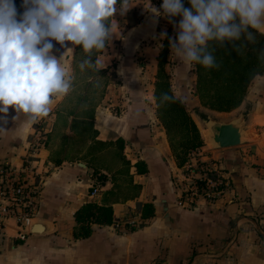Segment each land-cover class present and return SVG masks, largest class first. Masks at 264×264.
<instances>
[{
	"label": "crops",
	"instance_id": "1",
	"mask_svg": "<svg viewBox=\"0 0 264 264\" xmlns=\"http://www.w3.org/2000/svg\"><path fill=\"white\" fill-rule=\"evenodd\" d=\"M130 3L136 5L126 14L117 11L111 17V42L92 57L93 62L105 61L104 68H91L83 83L54 97L46 117L33 121L12 106L7 114L0 113V168L20 169L30 157L28 145L35 132H47V144L38 154L41 188L33 210L36 219L48 223L31 233L29 226L21 229L7 218L0 236V264H264V76L251 81L238 108L215 112L199 102L194 64L182 63L169 51L166 64L171 70L166 73L172 91L186 97L185 107L198 129L199 110L232 113L248 101L255 108L247 118L255 133L249 142L209 149L201 134L203 145L195 149L231 177L235 196L224 193L215 202L197 198L191 204L155 98L158 28L177 29L169 18L147 9L151 4L162 11L163 1ZM134 12L141 16L130 23L128 16ZM171 19L178 23L182 17ZM143 42L151 43L141 48ZM52 43L57 58L64 54L61 63L73 81L81 51L71 41H65L66 47ZM111 63L116 77L101 94L95 93V72L105 75ZM139 161L143 172L137 171ZM86 202L111 205L113 220L91 223V233L76 238L74 215ZM145 202L154 208L146 220L141 217Z\"/></svg>",
	"mask_w": 264,
	"mask_h": 264
},
{
	"label": "clouds",
	"instance_id": "2",
	"mask_svg": "<svg viewBox=\"0 0 264 264\" xmlns=\"http://www.w3.org/2000/svg\"><path fill=\"white\" fill-rule=\"evenodd\" d=\"M189 3L191 7L185 8L182 0H163L162 11L151 4L147 8L174 24L177 36L169 38V46L184 64L218 70L221 64L210 42L219 47L230 43L243 54L248 44L258 43L257 33L264 36V0ZM135 5L130 0H23L24 11L18 17L14 0H0V113L7 114L12 106L33 121L46 117L54 97L66 95L72 87V77L61 63L64 54L60 58L53 54L52 41L61 47H66L65 41L81 45L86 58L79 68L99 72L105 61L93 62L92 55L111 42L115 32L109 18L117 11L126 14ZM176 16L182 17L178 23L171 19ZM256 56L264 64V48ZM185 102L186 97L162 93L158 106Z\"/></svg>",
	"mask_w": 264,
	"mask_h": 264
},
{
	"label": "trees",
	"instance_id": "3",
	"mask_svg": "<svg viewBox=\"0 0 264 264\" xmlns=\"http://www.w3.org/2000/svg\"><path fill=\"white\" fill-rule=\"evenodd\" d=\"M151 1L160 2L163 0ZM182 3L185 8L191 7L189 0H182ZM14 4L19 17V14H22L24 11L22 6L23 0H14ZM110 20L111 17L109 18ZM257 40L258 43L254 45L248 44L243 54H238L233 50V46L230 43L226 42L223 47H219L214 42H210V47L216 49L214 55L217 62L221 64V67L218 70L214 68L206 69L200 64H194L196 73L194 90L198 95L202 107L215 112H230L240 106L251 81L258 75L264 76V64L258 61L256 56V52L264 48V36L257 33ZM81 48V45H77L79 51ZM253 49L256 51H253ZM168 51L169 41L165 38L163 53L159 55L155 98L158 118L167 131L177 164L181 166L193 150L203 145V140L198 127L184 103H171L158 106L162 93L174 94L171 88L170 76L163 68L167 61ZM100 52L95 51V55ZM199 114L202 115V113ZM116 143L120 144L119 148L122 149V140L117 139ZM124 163L125 165L129 164L125 159ZM135 165L138 172L144 171L142 162H136ZM100 179L102 180L104 177L101 176ZM153 215V204L151 202L143 203L141 208L142 219L152 218ZM74 219L77 225L73 233L74 237H86L91 233V223H112V206L109 204L100 205L95 202H86L76 210Z\"/></svg>",
	"mask_w": 264,
	"mask_h": 264
},
{
	"label": "built area",
	"instance_id": "4",
	"mask_svg": "<svg viewBox=\"0 0 264 264\" xmlns=\"http://www.w3.org/2000/svg\"><path fill=\"white\" fill-rule=\"evenodd\" d=\"M35 135L28 145L30 157H25L20 169L9 165L0 168V236L7 218H13L24 229L34 217L33 208L41 188L38 154L47 144V132L37 131ZM182 182L191 204L197 198L215 202L224 193L235 196L231 177L224 176L220 169L213 167V162L203 159L195 150L182 165ZM96 190L93 188L92 193Z\"/></svg>",
	"mask_w": 264,
	"mask_h": 264
},
{
	"label": "water",
	"instance_id": "5",
	"mask_svg": "<svg viewBox=\"0 0 264 264\" xmlns=\"http://www.w3.org/2000/svg\"><path fill=\"white\" fill-rule=\"evenodd\" d=\"M199 113H202V115ZM199 113L196 114L209 137L208 141L204 139V143L207 144L209 149L238 147L251 140V133L254 132L251 131L252 129L247 123V113L239 112L228 118L218 117L213 115V112L203 110H199ZM47 224V222L33 217L29 224V230L31 233H37L39 231L38 226H47Z\"/></svg>",
	"mask_w": 264,
	"mask_h": 264
},
{
	"label": "rangeland",
	"instance_id": "6",
	"mask_svg": "<svg viewBox=\"0 0 264 264\" xmlns=\"http://www.w3.org/2000/svg\"><path fill=\"white\" fill-rule=\"evenodd\" d=\"M140 16H141V14L139 12L138 13L137 12L132 13L130 16H128L130 23L134 22ZM164 21L165 20L163 19V22ZM161 26H159V28H158L159 29V36H160L159 37V41H160V44L162 45V46L159 47L160 48V52H159L160 55L163 53L164 39L167 38L168 41H169V38L175 39L176 36H177V32L171 31L169 29L170 27L168 25L167 26L165 25L163 27H161ZM162 33H166V36L163 37V38L161 36ZM152 42H153V39H152ZM150 43L151 42H143L140 45V47L141 48L142 47H146ZM156 44H157V42H156ZM151 46L153 47V43L151 44ZM114 47H115L114 49L117 50L119 48V45L116 44V45H114ZM80 51H81V53L79 54V59H78V61H79L78 62V69H77V73L75 75V79L72 81V84H81V83H83L82 81L85 79L87 74L92 72L91 68H88L87 66L85 67V69L83 71L79 68L80 62H82V60L85 59V57L80 58V56H82V55L86 56V54L84 53L83 48H81ZM169 51H171L170 50V46H169ZM169 51H168L167 56H169V54H170ZM137 52L139 53V51H137ZM93 55H95V51H93ZM93 55H92V57H93ZM173 63H175V62H173ZM108 67H109L108 69H105V72H108V73H106L105 75H103V74L102 75H98V73L96 74V72H95V78L93 79V88H94L93 91L95 93L98 92L99 94H101V92L103 90H105V86H107L108 81L109 80H113L116 77V74H115V71H114L115 66L113 67V63H111V65H109ZM169 67L170 66H167V64H164V66H163L164 69L166 68V72L171 70V69H169ZM167 68H168V70H167ZM157 73H158V69H157ZM77 88H79V87H77ZM206 111L210 112L208 110H206ZM254 111H255L254 104L252 103V101H248L246 103V105L242 106L240 109H237V110L233 111L232 113H213V115L218 116V117H222V118H228V117H231V116H234V115L238 114L239 112H244V113L248 114L246 116V118H251L250 114L254 113ZM249 115H250V117H249ZM197 119H198V125H200V127H199L200 131L199 132H201L200 134H202V136H203V133H202L203 124L201 123L199 117ZM255 129L258 132L262 131V127L261 126L256 127ZM203 138H204V136H203ZM246 142H249V141H246ZM232 148H235V147H232Z\"/></svg>",
	"mask_w": 264,
	"mask_h": 264
},
{
	"label": "bare ground",
	"instance_id": "7",
	"mask_svg": "<svg viewBox=\"0 0 264 264\" xmlns=\"http://www.w3.org/2000/svg\"><path fill=\"white\" fill-rule=\"evenodd\" d=\"M203 134H204V137L205 139L208 141L209 140V137H208V134L206 132V130L203 129ZM253 136V133H251V137ZM39 229V228H38ZM42 228H40L39 230H41Z\"/></svg>",
	"mask_w": 264,
	"mask_h": 264
}]
</instances>
